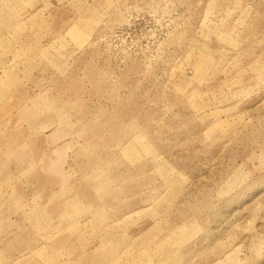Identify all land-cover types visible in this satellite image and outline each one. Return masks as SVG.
Instances as JSON below:
<instances>
[{"label":"rangeland","instance_id":"rangeland-1","mask_svg":"<svg viewBox=\"0 0 264 264\" xmlns=\"http://www.w3.org/2000/svg\"><path fill=\"white\" fill-rule=\"evenodd\" d=\"M0 264H264V0H0Z\"/></svg>","mask_w":264,"mask_h":264}]
</instances>
